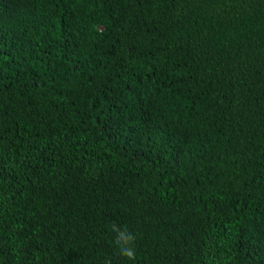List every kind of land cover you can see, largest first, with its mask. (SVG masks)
Wrapping results in <instances>:
<instances>
[{"label": "trees", "instance_id": "obj_1", "mask_svg": "<svg viewBox=\"0 0 264 264\" xmlns=\"http://www.w3.org/2000/svg\"><path fill=\"white\" fill-rule=\"evenodd\" d=\"M106 259L264 264V0H0V264Z\"/></svg>", "mask_w": 264, "mask_h": 264}, {"label": "clouds", "instance_id": "obj_2", "mask_svg": "<svg viewBox=\"0 0 264 264\" xmlns=\"http://www.w3.org/2000/svg\"><path fill=\"white\" fill-rule=\"evenodd\" d=\"M109 230L115 235L113 243L119 256L135 261L137 236L127 226L118 223L110 224ZM105 264H111V261L106 259Z\"/></svg>", "mask_w": 264, "mask_h": 264}]
</instances>
